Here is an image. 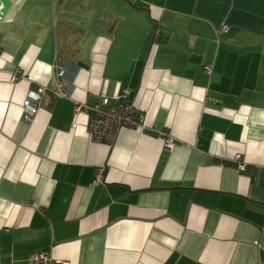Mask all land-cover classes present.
Returning <instances> with one entry per match:
<instances>
[{
    "label": "crops",
    "instance_id": "0c3cea01",
    "mask_svg": "<svg viewBox=\"0 0 264 264\" xmlns=\"http://www.w3.org/2000/svg\"><path fill=\"white\" fill-rule=\"evenodd\" d=\"M75 1L0 22V264H264V0ZM103 97L145 127L91 138Z\"/></svg>",
    "mask_w": 264,
    "mask_h": 264
},
{
    "label": "built area",
    "instance_id": "2783aa9c",
    "mask_svg": "<svg viewBox=\"0 0 264 264\" xmlns=\"http://www.w3.org/2000/svg\"><path fill=\"white\" fill-rule=\"evenodd\" d=\"M226 26L221 27L220 32L225 30ZM54 69L56 71V83L55 86L50 89L54 95L57 96H67L69 90L66 89V84L64 83L63 76L65 74V69L62 64V60L58 57L54 64ZM203 70L210 72L212 67L206 65ZM48 88H40L39 90H30L28 92V98L24 101V108L26 111L25 118L28 120L32 119V116L38 111V105L36 102L41 101L44 92ZM85 109L89 111V132L91 138L101 142H108L113 144L115 138L119 132L126 127H145V120L143 114L136 113V107L125 98L124 102L112 104L111 98L103 97L100 103L95 104H79L78 110ZM165 148L171 149L176 145V140L174 137L169 136L165 132ZM236 161L239 162L240 168H245V163L242 162L241 154L236 155ZM99 176L102 177L103 170H100ZM32 260L36 264H45L48 260V254L46 253H36L31 256ZM61 264H69L63 262Z\"/></svg>",
    "mask_w": 264,
    "mask_h": 264
},
{
    "label": "water",
    "instance_id": "95a60500",
    "mask_svg": "<svg viewBox=\"0 0 264 264\" xmlns=\"http://www.w3.org/2000/svg\"><path fill=\"white\" fill-rule=\"evenodd\" d=\"M10 4H11V0H0V22H3L5 14H7V11L9 10ZM72 6L75 9V12L72 14L73 18L76 17V15L78 14L76 12V10L82 11V14H79L80 18H85L87 8L85 9L82 7V0L75 1L74 3H72ZM73 18H72V21L74 20ZM13 24H15V23H13Z\"/></svg>",
    "mask_w": 264,
    "mask_h": 264
}]
</instances>
